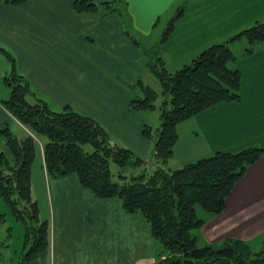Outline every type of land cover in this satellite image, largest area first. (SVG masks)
I'll return each mask as SVG.
<instances>
[{"label": "crops", "instance_id": "1", "mask_svg": "<svg viewBox=\"0 0 264 264\" xmlns=\"http://www.w3.org/2000/svg\"><path fill=\"white\" fill-rule=\"evenodd\" d=\"M74 1L0 0V127L8 126L17 137L30 132L2 104L9 93L4 77L11 73L5 51L16 71L54 109L70 106L96 118L116 143L143 158L152 153L151 141L142 135L144 124L150 123L130 108L135 96L130 85L148 73L142 41L164 21L150 41L154 48L182 6L172 32L158 45L164 67L174 72L168 66L187 65L209 45L264 19V0H116V8L109 9L102 4L109 0H93L92 12L76 10ZM228 46L236 57L231 66L240 73V100L219 103L176 125L178 137L167 163L173 169L215 152L264 148V41L250 45L240 37ZM0 149H6L1 136ZM33 163L31 194L36 193L39 173L42 204L34 200L40 220L49 225L44 264H155V240L143 217L127 213L118 198L96 197L80 185L76 174L48 176L42 150L36 173ZM203 219L198 229L201 246L230 238L249 244L261 239L264 155L235 183L224 210Z\"/></svg>", "mask_w": 264, "mask_h": 264}, {"label": "trees", "instance_id": "2", "mask_svg": "<svg viewBox=\"0 0 264 264\" xmlns=\"http://www.w3.org/2000/svg\"><path fill=\"white\" fill-rule=\"evenodd\" d=\"M115 2L102 4L106 9L116 8ZM74 7L84 12L96 9L93 0H75ZM182 12L183 7H178L146 62L165 96L159 107V128L153 131L147 124L142 127V135L152 143L153 158L149 161L116 143L96 118L70 106L54 109L33 91L29 80L16 71L14 59L4 51L11 62V73L4 77L10 94L2 104L30 132L17 137L8 126L0 127V136L6 143V149H0V195L25 225L24 212L29 213L30 221L39 222V228L32 229L31 244L20 264L34 260L49 246L48 222L40 220L37 201L31 194V165L36 155L31 131L45 138L42 151L48 176L76 174L80 185L96 197L118 198L127 213L140 215L150 224L152 237L160 245L155 264H264V231L257 251L247 241L234 238L199 247L193 233L205 222L197 215V207L211 215L221 213L235 183L250 164L264 155V148L215 152L179 168L167 166L179 122L219 103L240 100V73L231 66L236 57L228 43L240 37L250 45L264 41V19L256 20L225 41L209 45L189 64L169 72L158 54V45L166 41ZM245 51L250 54L252 49ZM137 84L142 95L132 98L130 108L136 112L155 109L157 92L141 80ZM85 145L92 150L86 151ZM132 157L134 165L143 167L141 172L129 178L119 173L121 182L115 181L110 162L125 168Z\"/></svg>", "mask_w": 264, "mask_h": 264}, {"label": "rangeland", "instance_id": "3", "mask_svg": "<svg viewBox=\"0 0 264 264\" xmlns=\"http://www.w3.org/2000/svg\"><path fill=\"white\" fill-rule=\"evenodd\" d=\"M118 6H120L119 3H118ZM164 25H165L164 21H160V23L157 25L152 35H150L146 39V41H142V44L144 46V49H142V51L145 52V60H144L145 66H146V62L148 59V55L152 53L151 50L153 49L152 47H150V41L152 38H155L158 35L157 34L158 31ZM245 39L246 38L243 37V41H246ZM235 47L236 46H233V50L236 51L237 49H235ZM146 51L150 53L146 54ZM187 62H188L187 64H189L191 61L188 60ZM182 66L183 65H178L177 67H173V65H171V66H168V69L175 71L178 68H181ZM147 71L148 73L142 75L140 78L144 84L149 85L151 88H153L157 92L158 96L154 102L155 109L139 111V112H141L144 115L146 122L150 123L152 130L155 131L160 126V120H159V109L160 108L159 107L161 106L162 102L165 100V96L162 94V89H161V86L158 80L152 74H149L150 71L148 69ZM5 86L9 90V93H8V97H9L10 87L7 84ZM131 89L136 97H141L142 93L140 91L141 89L138 84H134ZM28 100L33 101V98L28 97ZM14 132L15 134L18 133L15 130ZM31 134L34 136V139L36 141V146H35L36 155H35L34 163H33L34 171L36 173L41 163V150H42L41 145L44 144L45 138L43 136H35L32 131H31ZM111 137H114V135L111 134ZM85 150L91 151L92 149L89 145H85ZM133 152L137 156L143 158L139 153L135 152L134 150ZM152 158H153V151L149 157L144 158V159L149 161ZM134 160H135V157L130 158L129 163L125 168H120L116 163L110 162V169L113 175V179L115 181L121 182L119 173L126 176L127 178L134 176L136 174H139L141 170L143 169V167L134 165V162H135ZM168 167L172 168L171 166H168ZM147 169H148V172L151 171V167L150 169L149 168ZM40 175L41 174L38 173V175L35 177L36 193L34 192L35 197L33 196V198L35 199L39 198V201L41 203L42 202V197H41L42 196V193H41L42 183L40 181ZM197 214L199 217H203V218H205L206 215H209V213H207L200 207H197ZM23 216H25V220L27 221L26 225L24 224L23 220L16 217L10 204H8L3 199V197L0 195V264H20L22 263L23 261L22 255L27 250V248L30 246L31 241H32V238L30 236L31 232H33L32 229L33 227L39 228V222L34 223L30 221L29 218H27L29 216L28 212H24ZM193 233L195 236H197V246L200 247L202 243H200L199 238H198V230H194ZM250 246L252 250L254 251L259 250L261 248V239L259 240L256 239L252 241L250 243ZM46 250L39 253V255L34 260L29 261L27 263L25 262V264H44L46 260V254L44 253H46ZM155 250H156L155 252L157 255L158 251L160 250V245L156 241H155Z\"/></svg>", "mask_w": 264, "mask_h": 264}]
</instances>
